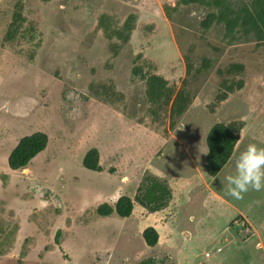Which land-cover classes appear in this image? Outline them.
Wrapping results in <instances>:
<instances>
[{"label": "rangeland", "instance_id": "obj_1", "mask_svg": "<svg viewBox=\"0 0 264 264\" xmlns=\"http://www.w3.org/2000/svg\"><path fill=\"white\" fill-rule=\"evenodd\" d=\"M159 79L192 99L173 122ZM217 123L242 129L210 177ZM36 132L46 148L10 170ZM252 143L264 147V0H0V264H264V191L226 194ZM91 148L100 172L82 166ZM145 174L169 185L164 208L96 213L134 199Z\"/></svg>", "mask_w": 264, "mask_h": 264}, {"label": "trees", "instance_id": "obj_2", "mask_svg": "<svg viewBox=\"0 0 264 264\" xmlns=\"http://www.w3.org/2000/svg\"><path fill=\"white\" fill-rule=\"evenodd\" d=\"M158 88L167 94L166 104L170 105L169 119L173 122L174 116L181 115L191 103V97L184 87L176 93L170 88H165V83L159 79ZM173 96V98H172ZM241 124L217 123L211 127L206 137L207 155L205 160L206 172L210 177H215L230 160L240 137ZM48 144V137L43 132H36L22 137L11 150L7 163L12 171H19ZM82 166L90 171L100 172L99 153L96 148L89 149L82 160ZM172 199V192L166 181L160 180L151 174H145L137 189L134 199L120 196L113 206L103 203L97 207L96 213L106 217L115 213L120 218H128L133 210L134 202L149 212H157L164 208ZM142 238L148 247H153L158 242V232L153 227H148L142 232Z\"/></svg>", "mask_w": 264, "mask_h": 264}, {"label": "clouds", "instance_id": "obj_3", "mask_svg": "<svg viewBox=\"0 0 264 264\" xmlns=\"http://www.w3.org/2000/svg\"><path fill=\"white\" fill-rule=\"evenodd\" d=\"M226 194L243 200L249 191H264V147L252 143L235 158V173L226 176Z\"/></svg>", "mask_w": 264, "mask_h": 264}]
</instances>
